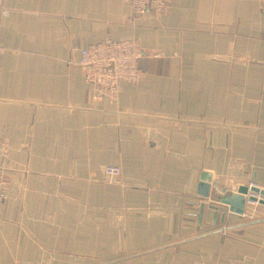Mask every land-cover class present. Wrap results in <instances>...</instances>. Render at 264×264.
Here are the masks:
<instances>
[{
    "label": "crops",
    "instance_id": "1",
    "mask_svg": "<svg viewBox=\"0 0 264 264\" xmlns=\"http://www.w3.org/2000/svg\"><path fill=\"white\" fill-rule=\"evenodd\" d=\"M0 264H264L254 221L198 196L264 189V7L0 0ZM135 40L146 77L112 97L80 50ZM108 166L121 178L109 183Z\"/></svg>",
    "mask_w": 264,
    "mask_h": 264
},
{
    "label": "built area",
    "instance_id": "2",
    "mask_svg": "<svg viewBox=\"0 0 264 264\" xmlns=\"http://www.w3.org/2000/svg\"><path fill=\"white\" fill-rule=\"evenodd\" d=\"M128 7V15L125 18L127 25H132L135 20L148 13L163 14L171 0H124ZM264 7V0H259ZM9 15V11L0 8V22ZM4 51L0 44V54ZM79 66L83 71L87 83L103 90L108 95L115 97L122 83L138 84L146 77L141 67L143 51L135 40H105L91 44L80 50ZM120 167L108 166L105 176L109 183H114L121 178ZM2 185V180L1 183ZM257 187L251 184L249 189ZM260 189V188H259ZM264 190V189H260ZM253 196V195H250ZM257 201L252 202L246 197V206L242 215L247 221H254L257 217V209L262 206L264 197L256 195Z\"/></svg>",
    "mask_w": 264,
    "mask_h": 264
},
{
    "label": "water",
    "instance_id": "3",
    "mask_svg": "<svg viewBox=\"0 0 264 264\" xmlns=\"http://www.w3.org/2000/svg\"><path fill=\"white\" fill-rule=\"evenodd\" d=\"M210 181V174H203L202 183L200 184L198 190V196L209 200L212 204L227 207L230 213L235 215L242 216L244 214L246 197H249V200L252 202L257 201L256 195L264 197V190H260L257 187L251 188V190L247 187L241 188L237 194H234L232 196H222L219 194L211 193ZM261 204L264 205V202H261Z\"/></svg>",
    "mask_w": 264,
    "mask_h": 264
}]
</instances>
